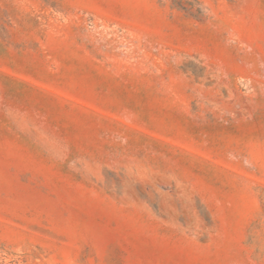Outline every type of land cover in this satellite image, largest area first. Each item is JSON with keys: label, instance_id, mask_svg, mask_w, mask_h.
<instances>
[{"label": "rangeland", "instance_id": "374dc122", "mask_svg": "<svg viewBox=\"0 0 264 264\" xmlns=\"http://www.w3.org/2000/svg\"><path fill=\"white\" fill-rule=\"evenodd\" d=\"M0 264H264V0H0Z\"/></svg>", "mask_w": 264, "mask_h": 264}]
</instances>
